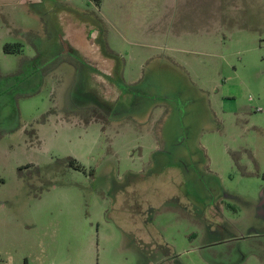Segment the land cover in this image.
Here are the masks:
<instances>
[{
    "label": "rangeland",
    "instance_id": "374dc122",
    "mask_svg": "<svg viewBox=\"0 0 264 264\" xmlns=\"http://www.w3.org/2000/svg\"><path fill=\"white\" fill-rule=\"evenodd\" d=\"M0 264H264V0H0Z\"/></svg>",
    "mask_w": 264,
    "mask_h": 264
},
{
    "label": "trees",
    "instance_id": "16d2710c",
    "mask_svg": "<svg viewBox=\"0 0 264 264\" xmlns=\"http://www.w3.org/2000/svg\"><path fill=\"white\" fill-rule=\"evenodd\" d=\"M9 45V44H7ZM5 45V51L6 52H13L12 50H10L9 46ZM14 51H17V50H14Z\"/></svg>",
    "mask_w": 264,
    "mask_h": 264
}]
</instances>
